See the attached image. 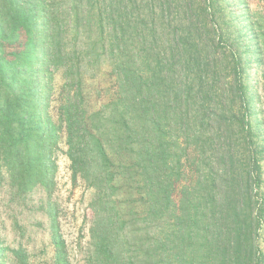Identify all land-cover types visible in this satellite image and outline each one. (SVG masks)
Returning <instances> with one entry per match:
<instances>
[{
  "label": "trees",
  "instance_id": "trees-1",
  "mask_svg": "<svg viewBox=\"0 0 264 264\" xmlns=\"http://www.w3.org/2000/svg\"><path fill=\"white\" fill-rule=\"evenodd\" d=\"M99 1L0 0V189L29 214L46 215L52 264H69L50 200L57 151L68 160L72 186L92 194L96 264H135L125 247L150 238L152 264H263L255 168L251 183L245 175L236 182L231 153L214 152V172L204 158L212 140L204 125L215 128L220 117L217 95L203 84L194 91L188 67L160 66L139 33L127 50L119 23L110 33L105 4L97 16ZM101 58L110 61L113 84L102 110L90 111L83 69ZM38 188L45 198L34 203ZM166 213L169 231L153 232ZM27 261L0 238V264Z\"/></svg>",
  "mask_w": 264,
  "mask_h": 264
},
{
  "label": "rangeland",
  "instance_id": "rangeland-1",
  "mask_svg": "<svg viewBox=\"0 0 264 264\" xmlns=\"http://www.w3.org/2000/svg\"><path fill=\"white\" fill-rule=\"evenodd\" d=\"M101 1L96 2L97 16L99 8L105 4L112 23L110 33L114 35L120 28L116 27L119 23L127 40V50L135 47L133 38L139 37L135 34L139 33L146 40L143 50L150 49L160 66L168 68L172 63L186 72L188 67V78L194 81V91L203 84L208 94L217 95L220 117L215 128L204 125L205 134L212 135L211 143L205 147L204 158L214 172L217 168L214 152L221 149L225 156L231 153L232 167L238 170L234 173L236 182L240 175H245L251 183L253 177L248 172L255 168L258 192L263 201L257 247L264 255V0ZM105 28H108L107 23ZM107 44V48L114 49L115 45ZM103 58L83 69V87L90 111L102 110L101 103L108 100L113 84L110 61ZM61 82V74L56 72L53 81L56 89ZM216 142H220L219 145ZM60 147L63 149V144ZM226 160L223 157L221 161L222 165L226 162L224 167H227ZM55 162L50 200L56 205L59 233L66 242L68 262L96 264V241L91 236L88 207L92 194L82 184L72 186L68 160L63 152L55 153ZM118 194L116 198L123 202V192ZM9 198L5 189H0V238L10 248L24 250L28 264H52L54 247L46 215L33 216L28 213V207L22 210L16 203H10ZM30 198L35 203L39 198L44 199L45 194L38 188ZM141 213V218L145 219ZM165 218L167 222H164ZM159 219L157 226L152 225L156 227L153 232L169 231L172 220L167 213ZM35 220H40L41 225L34 226ZM155 245L150 238L146 242L130 243L125 248L136 258L135 264H152L156 260L151 259L155 257ZM172 245L175 242L170 241Z\"/></svg>",
  "mask_w": 264,
  "mask_h": 264
}]
</instances>
